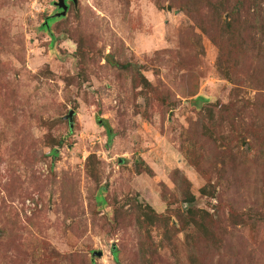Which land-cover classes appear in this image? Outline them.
I'll list each match as a JSON object with an SVG mask.
<instances>
[{
  "label": "rangeland",
  "instance_id": "374dc122",
  "mask_svg": "<svg viewBox=\"0 0 264 264\" xmlns=\"http://www.w3.org/2000/svg\"><path fill=\"white\" fill-rule=\"evenodd\" d=\"M55 1L0 0V264H216L226 240L232 264H264V187L217 199L218 169L264 150V0H77L46 27ZM182 4L237 27L233 81Z\"/></svg>",
  "mask_w": 264,
  "mask_h": 264
},
{
  "label": "trees",
  "instance_id": "16d2710c",
  "mask_svg": "<svg viewBox=\"0 0 264 264\" xmlns=\"http://www.w3.org/2000/svg\"><path fill=\"white\" fill-rule=\"evenodd\" d=\"M187 2L189 3L190 1L187 0ZM235 2L236 3L234 5V8L232 9L233 11L238 10L242 6H244L243 0H236ZM69 8H70V4L68 5L67 11L69 10ZM180 8L185 11V13L196 23V25L200 29H203L206 31V33H208L212 42L215 44L216 48L218 49L217 66H218L219 72L221 74H225L227 76L228 80L230 79L233 81L232 75H233L235 68L233 67L232 61L236 62L237 64H241V65H243L245 63V61L241 59V57H242L241 55L243 53L242 45L235 38V32H236L237 27L231 23H228L225 21H220V18L222 16V14L220 12H216V19H212L213 14L204 13L203 12L204 10H202L201 6H198V7L197 6L196 7L195 6H193V7L187 6L185 8V6L182 4L180 6ZM63 16H58V17L48 16L45 20V26L47 27L49 25V22L52 21L53 19L62 18ZM49 18H52V19L49 20ZM203 18H206V19L202 20ZM200 22H202L204 24H202ZM193 34H195V33L193 32ZM225 52H228L227 61L223 57L225 55ZM242 58H244V57H242ZM244 59L246 61H248L246 58H244ZM198 101H200V100L198 99ZM229 105H231V104H229ZM229 105L228 106L227 105L226 106L225 105H216V106L208 105V107L206 108L207 109L206 111H207L208 115H210V116L212 115V111H214V113H215V111H218V113L219 112L222 113V111L228 112L230 110ZM232 119L233 118L231 117L230 120H232ZM222 121H224L223 118H222ZM103 122H105V120L102 121V124L106 127L107 136H108V139H110L113 136L112 131ZM198 122L201 125L203 123L202 119H199ZM69 132H70V130H69ZM61 144H62V141L60 139L57 141V145H61ZM214 152L216 154L215 150H214ZM203 153L200 155L201 160L202 161L207 160V164H208V158H210L211 156L209 154H206L205 152H203ZM49 154L52 156H56L57 148L52 147V149L49 151ZM263 154H264L263 149L258 150L257 152L255 151V157L253 158V160L251 162L252 165L248 167L250 169H248V168L245 169L241 165L235 164L241 158L236 159V161H234V163H233L234 165L231 164L229 169L226 168V166H223V167L221 166L219 169L216 168V170L217 169L222 170L221 174H220V176L222 177V182L219 183L220 192L217 194V199H218V201H220V205L224 204V206L227 205V206L231 207V205H233L235 202L240 201L243 207H247V206H250L249 205L250 203L259 202V192L264 187V164L260 163V161L257 163V160H261V162H264ZM214 157H216V156H214ZM243 162L245 165H247L246 160ZM226 169H228V171L230 170V178L232 179L231 184L233 186H239L242 183V181H244L242 186H241V189H242L241 193L238 190L235 191V189H231L230 188L231 184H228V183L225 184L226 183L225 175L228 172ZM203 174L206 175V171H204ZM244 184H247L249 186V188L251 189L249 194L245 198L243 197V193L247 190H244ZM103 192H104L103 186L96 187V189L93 192V196H94V200H95L94 201L95 207H97V208H100L104 205V202H101L102 204L99 205V201L104 199ZM251 196H252V198H251ZM185 202H186L188 208L185 210V212L181 213L182 216H181V218L179 217L180 218L179 221L181 223L186 221L187 222L186 225H188L190 223L191 224L198 223L196 221V219H194L195 209H192V207H191V205L194 203V197L188 190L185 192ZM140 214L142 215V213H140ZM204 214H206V213H204ZM156 216L160 217L159 215H156ZM208 225L210 228L206 232V235H208L212 239L216 235L215 232L212 230L213 221H212V225H211L210 221H209ZM226 241L224 243V251L217 253L220 255V257L217 258V260L215 262L216 264H232L231 260L233 259V253H234L232 246H235V245H234V243H231L230 240L228 243H226ZM207 247H210V245L206 241V242L200 244V249H197L196 247H194L192 245V248L189 251L191 253H194L195 251H197V257L201 258L203 251H205L206 253H209L211 251V249L208 250ZM187 249H189V248L187 247ZM112 254H113V256H116V254H117L116 248L112 249ZM138 256H140L141 262L137 263V264H148V261L145 260V253L143 251ZM209 258L211 260L210 256L209 257H203L202 258L203 264H208L207 262H208Z\"/></svg>",
  "mask_w": 264,
  "mask_h": 264
},
{
  "label": "water",
  "instance_id": "95a60500",
  "mask_svg": "<svg viewBox=\"0 0 264 264\" xmlns=\"http://www.w3.org/2000/svg\"><path fill=\"white\" fill-rule=\"evenodd\" d=\"M74 4H76L77 0H71ZM54 5L60 9L59 12H56L53 14V16H63L66 14L67 8H68V4L66 3V0H56L54 2ZM73 111L70 110L67 117L69 121H71V116H72ZM94 255L97 256H101L102 252L101 251H97V252H93Z\"/></svg>",
  "mask_w": 264,
  "mask_h": 264
},
{
  "label": "flooded vegetation",
  "instance_id": "af4514ba",
  "mask_svg": "<svg viewBox=\"0 0 264 264\" xmlns=\"http://www.w3.org/2000/svg\"><path fill=\"white\" fill-rule=\"evenodd\" d=\"M70 2H71V0H66V3H67L68 5L70 4ZM55 7H56V6H55ZM59 11H60V9L56 7V9H55V13H56V12H59Z\"/></svg>",
  "mask_w": 264,
  "mask_h": 264
}]
</instances>
